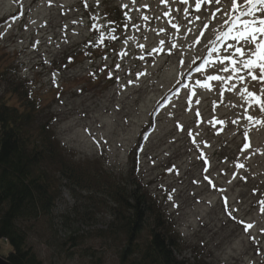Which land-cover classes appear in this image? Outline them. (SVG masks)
<instances>
[{"label": "rangeland", "instance_id": "obj_1", "mask_svg": "<svg viewBox=\"0 0 264 264\" xmlns=\"http://www.w3.org/2000/svg\"><path fill=\"white\" fill-rule=\"evenodd\" d=\"M98 1L0 0V101L15 105L13 91L43 98L41 119L56 116L55 137L74 162L117 179L135 166L179 236L180 259L264 264V123L247 119L264 113L246 91L261 95V84L239 63L241 42L222 36L232 0H200V10L197 0H115L131 30L82 53L108 28L94 30L77 5ZM152 120L134 164L130 153ZM62 192L50 217L21 224L36 258L121 264L102 195L88 203L85 192Z\"/></svg>", "mask_w": 264, "mask_h": 264}, {"label": "trees", "instance_id": "obj_2", "mask_svg": "<svg viewBox=\"0 0 264 264\" xmlns=\"http://www.w3.org/2000/svg\"><path fill=\"white\" fill-rule=\"evenodd\" d=\"M80 8L94 30L101 29L99 22L108 28L106 38L101 34L95 44L84 45L82 53L96 51L107 37L116 38L117 43L123 41L131 28L129 17L115 0H101L91 7L80 3L77 9ZM3 74L0 70V78ZM185 83L181 81L177 88ZM12 94L16 98L15 105L10 103L11 98L0 101L1 258L10 264H41L27 246V234L21 224L50 217L56 202L62 198V191L73 189L89 195L88 203L102 195L108 207L106 235L123 246L121 264L131 259L126 264H207L203 260L190 263L179 258V236L171 229L158 200L151 197L138 179L135 166L125 177L117 179L96 166L91 168L88 161L74 162L55 137L52 128L56 116L41 119L43 98L37 99L25 91ZM152 123L153 120L141 131L130 153L136 157L134 164L154 126ZM4 244L9 251L3 256Z\"/></svg>", "mask_w": 264, "mask_h": 264}, {"label": "snow or ice", "instance_id": "obj_3", "mask_svg": "<svg viewBox=\"0 0 264 264\" xmlns=\"http://www.w3.org/2000/svg\"><path fill=\"white\" fill-rule=\"evenodd\" d=\"M183 2L186 3L187 0H183ZM214 2L219 4L221 0H214ZM195 7L197 10H200V0H197ZM231 11L236 16V19L231 22V26L227 31L222 33V36L226 38L230 37L232 40L241 42L240 46L235 49V53L242 57L239 63L244 69L248 70L247 76H249L252 81L261 84L260 93L264 95V0H245V4L239 8L237 0H232ZM153 51H155V49H153ZM225 59L231 58L226 56ZM254 70L258 71V75L254 74ZM197 71H199V69H197ZM233 71H238V69L234 68ZM109 75L111 78V74ZM208 79L218 80L220 77L208 76ZM241 79L243 80L244 77H241ZM203 86L207 87V85ZM252 87H255V85ZM246 91L248 97L255 101L260 111L264 113V100L261 99V95H257L254 91L247 89ZM247 119L249 122H255L257 124L264 123V121L257 120L251 115L247 116ZM244 147L248 148L249 144L246 143ZM262 211H264V209H262ZM247 227L250 228L252 225L249 224Z\"/></svg>", "mask_w": 264, "mask_h": 264}, {"label": "water", "instance_id": "obj_4", "mask_svg": "<svg viewBox=\"0 0 264 264\" xmlns=\"http://www.w3.org/2000/svg\"><path fill=\"white\" fill-rule=\"evenodd\" d=\"M0 264H10L8 261L0 257Z\"/></svg>", "mask_w": 264, "mask_h": 264}]
</instances>
